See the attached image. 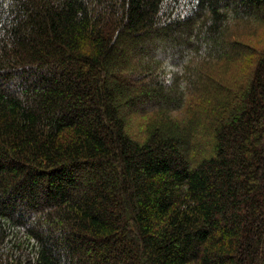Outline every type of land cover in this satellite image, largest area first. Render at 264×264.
Segmentation results:
<instances>
[{
    "label": "trees",
    "instance_id": "16d2710c",
    "mask_svg": "<svg viewBox=\"0 0 264 264\" xmlns=\"http://www.w3.org/2000/svg\"><path fill=\"white\" fill-rule=\"evenodd\" d=\"M0 264H264V0H0Z\"/></svg>",
    "mask_w": 264,
    "mask_h": 264
},
{
    "label": "rangeland",
    "instance_id": "374dc122",
    "mask_svg": "<svg viewBox=\"0 0 264 264\" xmlns=\"http://www.w3.org/2000/svg\"><path fill=\"white\" fill-rule=\"evenodd\" d=\"M254 47H256V45H255ZM256 48H257V47H256Z\"/></svg>",
    "mask_w": 264,
    "mask_h": 264
}]
</instances>
